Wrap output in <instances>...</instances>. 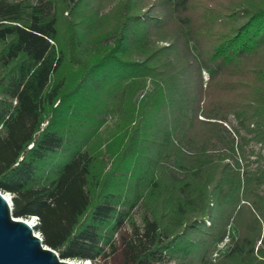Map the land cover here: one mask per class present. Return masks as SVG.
Here are the masks:
<instances>
[{"label": "trees", "instance_id": "obj_1", "mask_svg": "<svg viewBox=\"0 0 264 264\" xmlns=\"http://www.w3.org/2000/svg\"><path fill=\"white\" fill-rule=\"evenodd\" d=\"M111 1L0 0L13 213L66 258L264 264V0Z\"/></svg>", "mask_w": 264, "mask_h": 264}, {"label": "water", "instance_id": "obj_2", "mask_svg": "<svg viewBox=\"0 0 264 264\" xmlns=\"http://www.w3.org/2000/svg\"><path fill=\"white\" fill-rule=\"evenodd\" d=\"M34 226L13 213V200L0 188V264H78L45 243Z\"/></svg>", "mask_w": 264, "mask_h": 264}, {"label": "rangeland", "instance_id": "obj_3", "mask_svg": "<svg viewBox=\"0 0 264 264\" xmlns=\"http://www.w3.org/2000/svg\"><path fill=\"white\" fill-rule=\"evenodd\" d=\"M103 1L106 2V1H110V0H103ZM113 2H114V0L111 1V3H113ZM111 3L108 4L105 8H100L101 11H106L110 7ZM207 77H208V74L205 72V78H207ZM115 119H116V115H113V114H109L108 115V119L105 122V126H107V127L102 130L104 137H110V134H109L108 131H110L112 133L115 132L114 131V127H113ZM254 144H255L254 142L248 143L245 146V149L246 150H249L250 148L255 147ZM105 158L108 159L107 155H106ZM109 165H110V162H108L107 168L109 167ZM252 166L250 165V168H252ZM135 220L137 222L140 221L139 211L135 212ZM235 232H236V229H234L233 226H229L228 235H226L224 237V239H227L226 243L224 245H222L221 242L218 243L216 245L215 250L212 253V258L214 260L218 256H220L221 254H224L227 251V249H228V242H229V238H230L229 236H232ZM116 237L119 238V233L116 235ZM118 244H119V242H118ZM259 246L264 247V230H262L260 236L258 237V239L256 241V246H255L256 250H257V248ZM93 263L94 264H119V256H118L117 252L114 253V252H109L108 251L106 253V255H100V256H98V258L95 261H93ZM168 264H176V261L175 260H172Z\"/></svg>", "mask_w": 264, "mask_h": 264}, {"label": "built area", "instance_id": "obj_4", "mask_svg": "<svg viewBox=\"0 0 264 264\" xmlns=\"http://www.w3.org/2000/svg\"><path fill=\"white\" fill-rule=\"evenodd\" d=\"M5 193H6V196L8 197V199H9L10 201H12V200H13V198H12V193L9 192V191H5ZM28 217H30L31 219H33L35 226L40 222V218H39V216L36 215V214L30 215V216H28ZM28 217H27V218H28ZM35 226H34V228H35ZM36 233H37L38 235H41V232H40L39 230H36ZM226 241H227V239H224V240L221 242L222 245H224V244L226 243ZM81 260H82V259H81ZM85 261H89V262H91L92 264H94L93 261H92L91 259H89V258H88V259H85Z\"/></svg>", "mask_w": 264, "mask_h": 264}, {"label": "bare ground", "instance_id": "obj_5", "mask_svg": "<svg viewBox=\"0 0 264 264\" xmlns=\"http://www.w3.org/2000/svg\"><path fill=\"white\" fill-rule=\"evenodd\" d=\"M28 221L30 222V223H34V221H33V219H31L30 217H28ZM73 260H75V261H78L79 259H73ZM78 264H92L91 262H89V261H85V259H80V261L78 262Z\"/></svg>", "mask_w": 264, "mask_h": 264}]
</instances>
